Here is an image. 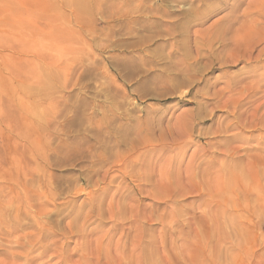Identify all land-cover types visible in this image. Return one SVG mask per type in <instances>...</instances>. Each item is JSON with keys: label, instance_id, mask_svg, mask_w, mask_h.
Masks as SVG:
<instances>
[{"label": "rangeland", "instance_id": "obj_1", "mask_svg": "<svg viewBox=\"0 0 264 264\" xmlns=\"http://www.w3.org/2000/svg\"><path fill=\"white\" fill-rule=\"evenodd\" d=\"M205 220L264 251V0H0V264H184Z\"/></svg>", "mask_w": 264, "mask_h": 264}, {"label": "bare ground", "instance_id": "obj_2", "mask_svg": "<svg viewBox=\"0 0 264 264\" xmlns=\"http://www.w3.org/2000/svg\"><path fill=\"white\" fill-rule=\"evenodd\" d=\"M208 221L205 220L202 223V226L205 228V231L203 234L199 236V234L196 233L195 231L193 233L194 237L192 241L190 242L193 246H190V247L191 248L194 247L193 249L198 252V253L196 251L193 252V255L195 257H185L184 255L179 256V257L177 256V257H174L175 263H182V262L184 264H215L217 263L216 259H219L218 255L217 257L215 256L216 259H213V255L219 253L217 251V243L219 242L226 243V240H227L225 235L220 233L221 225L222 224L224 225V223L221 224V222L219 221H213V222H208ZM214 229L216 230V232L219 231L220 233V236L217 239L213 238L214 234L216 233ZM244 237L247 238V240L245 239V240H240V241L245 246H242V243L240 241H237L236 243L234 242L233 248L237 250V252L233 255L232 258L225 261V264H264V251H262V253H260L259 251H256V248H258V246L255 245L256 241L254 239V236L252 237V235H248ZM230 244L231 242H229V246ZM206 248H212V252H211L212 255L207 256ZM204 250H205V255L199 256L200 255L199 253ZM165 259L171 262V258H169L168 256Z\"/></svg>", "mask_w": 264, "mask_h": 264}]
</instances>
